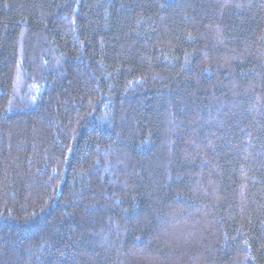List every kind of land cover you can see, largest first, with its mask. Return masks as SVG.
Here are the masks:
<instances>
[{
  "label": "trees",
  "instance_id": "1",
  "mask_svg": "<svg viewBox=\"0 0 264 264\" xmlns=\"http://www.w3.org/2000/svg\"><path fill=\"white\" fill-rule=\"evenodd\" d=\"M0 264H264V0H0Z\"/></svg>",
  "mask_w": 264,
  "mask_h": 264
}]
</instances>
